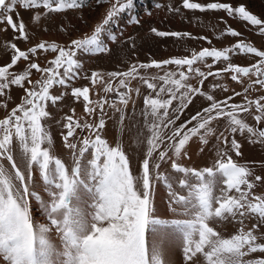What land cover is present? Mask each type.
Here are the masks:
<instances>
[{
  "label": "snow or ice",
  "instance_id": "obj_1",
  "mask_svg": "<svg viewBox=\"0 0 264 264\" xmlns=\"http://www.w3.org/2000/svg\"><path fill=\"white\" fill-rule=\"evenodd\" d=\"M97 2L110 6L90 34L71 39L66 45L46 40L26 50L15 42L7 45L11 50L10 62L0 66V97H4L11 86L22 89L24 95L19 104L0 118V264H167L165 241L157 238L149 244L147 240L149 228L158 232L160 226H172L179 231L183 254L189 264H197L200 258L202 264H264V255L247 258L256 253L264 254V242H260L264 233L259 232L264 228V195L255 194L258 185L264 186V175L255 174L253 167L237 163L229 154L241 155L236 134L246 136L250 143L264 144V127H253L240 115L252 116L256 125L264 123V95L255 99L247 95L254 86L264 89V50L240 40L223 49L205 47L186 56L134 63L126 71L107 73V79L97 71L81 76L83 65L77 54L108 52L105 40L114 42L118 38L116 33L108 31L111 22L129 10L134 0ZM84 3L85 0H0V23L10 27L18 40L29 41L23 20L18 14L14 20L13 13L18 7L35 10L33 20L39 23L42 16L80 9ZM183 7L223 10L229 17L237 16L257 27L259 34L264 35V20L243 5L233 7L221 2L201 4L183 0ZM130 21L139 23L135 17H130ZM62 30L69 29L65 26ZM152 31L161 37L191 35ZM223 34L241 35L231 27ZM42 53L52 54L45 66L33 59ZM230 54H251L258 59L249 66H240L230 62ZM207 58L213 60L212 64H206L207 71L195 66L198 62L205 64ZM21 61L26 62V67L19 72L12 71ZM216 62H226V67L212 71ZM169 65L175 68L164 70ZM151 68L162 70V74H141L142 69ZM33 72L38 74L35 80ZM222 74L240 84L245 78L250 81L243 90L242 102H232L241 92L217 99L203 90L209 77ZM77 78L88 79L92 88H101L104 96L94 101L89 86H71ZM193 78L198 80V86L189 82ZM134 80L150 90L143 96L141 113L148 135L141 140L139 130L137 134V143L146 147L139 176L133 175L122 144L117 142L113 146L101 135L106 126V106L119 113L121 123L125 120L121 106L126 108L131 101ZM56 86L70 87L71 95L77 101L82 100L84 112L89 116L97 110L100 113L98 122L92 123L86 120L82 123L75 118V109L63 118L61 126L66 131H62L61 136L63 146L73 158L70 168L52 154L53 139L42 123L50 115L46 110L48 103L54 106L67 95V92L52 94ZM212 87L226 91L219 83ZM135 93L141 95L139 87L135 88ZM108 94H114L111 101ZM197 96H203L208 105L177 125L181 114ZM0 107L7 109V101H0ZM220 120H226L224 131L213 127L214 122ZM77 130L87 134L78 136ZM193 138L205 146L211 138L220 141L212 166L198 170L179 163L188 157L187 146ZM17 148L24 169L16 158L14 149ZM154 158L157 162L150 166ZM165 161L170 162L171 169L183 174L178 184L186 189V194L173 193L172 203L177 207L172 211L184 218L166 220L153 216L151 168L157 170L156 179L167 180L158 171ZM260 167L264 168V162ZM34 168L49 197L47 202L31 190ZM30 197L43 204L47 224L34 221ZM217 221H234L239 225L238 230L225 237L212 226ZM52 229L60 239V248L49 239Z\"/></svg>",
  "mask_w": 264,
  "mask_h": 264
},
{
  "label": "rangeland",
  "instance_id": "obj_2",
  "mask_svg": "<svg viewBox=\"0 0 264 264\" xmlns=\"http://www.w3.org/2000/svg\"><path fill=\"white\" fill-rule=\"evenodd\" d=\"M201 4L211 2L228 3L233 7L243 5L248 11L256 15L261 20H264V0H192ZM108 3H98L97 0H85L83 7L80 9H69L62 14H50L42 16L39 23L34 22L33 16L35 10H25L17 8L13 13L14 20H17V14L26 25V31L29 34V41H22L16 38L17 34L7 25L0 23V66L10 62V48L7 47L9 43L15 42L22 50L34 46L40 40L48 42H57L67 44L71 39L81 37L84 34H90L93 26L101 21L106 15L109 8ZM40 11H43L40 9ZM130 17H135L139 23H132ZM18 22V21H17ZM67 27L68 31H63V27ZM227 27L238 31L241 35L233 37L225 33ZM156 29L158 32H181L190 33L189 37L176 38L171 36L161 37L152 31ZM109 32L117 34V40L109 42V51L97 54H77V58L81 61L83 68L81 76H88L91 72L97 71L105 74L112 71H126L134 63H149L152 60L162 61L172 57H181L190 55L193 50L199 51L205 47H216L223 49L231 47L240 40L246 43H251L259 50H264V35L259 34L258 28L247 24L239 17H229L223 10H191L183 7V0H134L133 6L120 14L115 20L111 22L108 29ZM206 37L207 39H202ZM104 39V37H102ZM210 41V43H209ZM52 58L50 53L39 54L38 58L33 59L45 66L48 59ZM258 58L248 54H230V62L240 66H249L256 62ZM212 58H207L205 64L197 63V67L201 70L207 71L206 64H212ZM26 67V62H19V66L12 71L19 72ZM226 67V62H216L213 65L212 71ZM175 66L169 65L166 69H174ZM142 75L155 76L162 74V70L151 68L142 69ZM38 78V74L33 72L32 79ZM194 86H198V80L193 78L189 81ZM214 83H219L226 91L221 88H213ZM250 81L245 78L244 83L240 84L231 80L227 74H222L220 77H209L204 85L203 90L209 94L214 95L217 99H224L233 94V92H241L242 95L234 97L232 102L240 103L243 101V90L248 87ZM73 87L89 86L91 88V98L95 101L104 96L100 87L92 88L90 81L84 78H77L72 82ZM133 87L132 99L128 106L124 108L121 106L125 120L123 123L119 121V113L105 107V121L106 126L101 135L113 146L119 142L122 144L126 154L129 157L130 168L134 176L141 174V162L146 147L142 143H137V134L139 130V137L141 140L148 135L147 127L143 125V117L141 115L143 105V96L147 95L150 90L146 88L139 80H134L131 83ZM139 87L141 95L137 96L135 88ZM52 94H60L67 92L62 101L57 102L56 105H47L49 117L45 118L42 123L46 126L53 139V146L51 152L54 156L59 157L70 168L73 165V158L68 149L63 146L61 132L66 131L62 128L63 118L66 115L72 114V109H75V118L81 119L83 123L85 120L89 123L93 121L98 122L99 110L93 116H89L84 112V105L82 100L77 101L72 95L70 87L65 89L56 86ZM24 95L23 90L17 86H11L6 90L5 96L0 97V101H7V109L0 107V118H3L8 111H10L16 104L21 102ZM250 99L258 98L264 95V89L259 86H254L249 89L247 93ZM10 97V99H9ZM109 101L114 98V94H108ZM208 102L203 96H197L189 107L181 114L180 121L177 125L183 123L190 118L191 115L206 107ZM176 102L173 103V109ZM241 118L246 119L253 127H264V123L256 125L252 116L241 113ZM253 115L255 112L253 110ZM226 120H220L218 123L214 122L213 127L224 131ZM86 132L81 133L77 130L78 136H83ZM226 135H230L226 133ZM236 139L241 144V155L236 156L234 152H230L233 160L240 164L247 163L253 167L255 174L264 175V168L260 167L261 162H264V144L259 142L250 143L246 136L236 134ZM220 145V141L211 138L207 146L202 145L198 139L193 138L187 146L188 157L179 161L182 166L202 169L213 165L216 156V147ZM45 147L47 144L44 145ZM203 148V151L201 149ZM16 158L19 161V166L24 169L25 165L20 160V153L18 148L14 149ZM88 158L86 154V159ZM154 158L151 165L156 163ZM152 188L151 199L153 207V216L157 219H174L184 218L178 213L173 212L172 208L177 207L172 203L173 193L186 194V189H182L178 180L183 178V174L177 173L171 169L170 162H161L159 173L167 177V180L156 179L157 170L152 167ZM169 183L171 187H169ZM31 190L39 193L44 202L49 200L47 193L44 190V185L39 176L38 170H33V180L30 182ZM218 194V192H217ZM255 194L264 195V186L258 185L255 188ZM30 208L33 219L38 224H47V218L43 211V204L39 200L29 198ZM212 226L227 237L234 234L239 225L236 222H214ZM248 226L251 223L248 222ZM260 233H264V228L259 229ZM49 239L57 248L61 247L60 239L57 236L55 229H52L48 234ZM157 238L165 241L164 244V259L167 264H189L183 254V245L181 234L172 226H160L158 232H154L152 227L147 233V240L151 244ZM260 242H264L261 239ZM261 253L253 254L247 258L259 257ZM197 264H202V258L197 261Z\"/></svg>",
  "mask_w": 264,
  "mask_h": 264
}]
</instances>
